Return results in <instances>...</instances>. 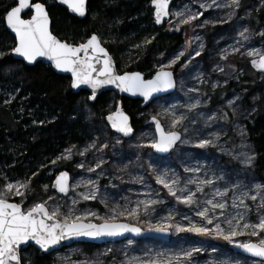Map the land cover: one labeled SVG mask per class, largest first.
<instances>
[{
  "label": "rangeland",
  "instance_id": "1",
  "mask_svg": "<svg viewBox=\"0 0 264 264\" xmlns=\"http://www.w3.org/2000/svg\"><path fill=\"white\" fill-rule=\"evenodd\" d=\"M212 0H176L173 2L170 13L177 10L190 9L193 13H203L198 20L192 21L190 24L179 25V30L176 28L178 23L175 16L169 15L168 20L163 24L160 29V34H180L181 42L176 50L167 51L163 48L151 53L152 67L158 70L162 64L169 63L172 59L183 52L184 55L180 57L175 65L176 88L175 91L167 96L159 97L153 100L147 107L145 114L147 117H153L159 111L161 106L177 105V115L184 113L189 119L184 121L187 126V133L183 131V127L179 130L182 133V138L186 136L193 142L203 137L212 139L213 133H219L221 139L218 141L226 151H234L239 153L246 151L240 145L242 143L251 145L246 136L239 134L240 129L244 128V121L248 118V112L255 109V101L264 93V91L256 90L248 95H244L231 82L237 83L240 78L246 77L247 66L252 59L247 56V52L255 47L264 51V38L256 35L260 31H264V23L259 22L257 25H250L249 19L251 14L264 9V0H253L249 6L240 8L234 15L232 9L229 7H217L212 5L207 10L200 7L201 3L211 4ZM229 0H217V4L225 5ZM140 21L138 28L132 32V39L124 45V49L118 53V58L121 63L131 59L137 55V48L140 52L145 51V40H154L156 36L155 31H151V27L155 28L154 20L145 18L139 13ZM243 17V19H241ZM145 18V19H143ZM205 20L210 23L204 24ZM111 26V23H109ZM249 29L250 40L244 41L239 37L238 32L244 28ZM116 28L105 26L99 29L98 35L102 41H110L116 39ZM154 37V39H153ZM160 37V36H159ZM158 37V38H159ZM123 39H120L122 41ZM119 41V42H120ZM131 44V45H129ZM141 45V47H136ZM203 45V48H201ZM234 48H239V52H234ZM201 53L196 56V52ZM225 56V59H221ZM182 60L181 64L179 62ZM125 61V62H124ZM187 67H184V65ZM173 65L171 69L175 66ZM247 65V66H246ZM250 67V66H249ZM223 68L221 72L219 69ZM257 80H264V74L257 73ZM216 85V87H213ZM195 89L189 92L188 89ZM220 91L219 97L221 99L215 105L210 104V96L206 92ZM13 91H7V98H11ZM239 96L237 101V113L233 116L232 109L228 107V101ZM200 101V107L192 112H187L186 105ZM226 110L231 119V137L233 143L228 144V129L220 121L221 111ZM253 113V112H252ZM215 115V120H208V117ZM138 117V116H137ZM195 120V123L192 121ZM163 126L167 129L169 119L162 120ZM98 142L96 148L87 152L84 156L78 154V150H83L93 140ZM121 140L120 144H116L115 138ZM155 137L152 125H145L139 127L134 131L132 137L123 139L114 132H108L105 128L101 131L95 132L90 139L82 144H69L62 151L55 156L56 159L65 149L76 146L73 149V156L70 160H60L57 164L53 165L52 161L47 163L49 165L45 175L53 172L54 176L61 170L60 162H70V184L69 193L67 196L56 194L51 189V183L48 184L47 192L44 190L43 185L46 180L44 178L41 184L43 191L42 196L38 202L48 200L49 196L55 197L54 200L48 201V207L51 209L57 205L61 207L63 213H67L69 208L72 207L73 200L78 201L75 205L74 211L76 214H83L85 212H94L97 217L110 218L112 216L111 209L119 206L118 211H123L125 208H137L139 205V216H117L115 221H124L134 224L142 229L149 228V225H156L158 223H171L173 226L180 225L187 228L191 223L203 225L207 228H212L216 223H221L222 227H227L225 218H231L238 212H243L240 207H232L234 196L240 195L241 191L249 189H236L229 191L225 197L215 196L216 189L224 191L226 187L231 188L237 181H242L243 184L249 185L262 184L254 171L244 168L237 160L232 159L229 155L224 154L218 148H213L214 152H210L209 148L198 149L192 147L191 144L184 145L178 144L169 155L164 157L157 156L151 148L136 147L137 144H147ZM108 143L109 147L98 151L104 143ZM253 148V147H252ZM139 156V159L137 157ZM52 159V160H54ZM104 161L100 168L95 172H88V167H95L100 161ZM225 160L231 161L228 165ZM83 162L84 169L79 168L77 165ZM152 165L150 168L149 165ZM185 167L196 168L199 167L198 173L185 172ZM167 170L169 176H175L180 180L178 188H183L188 180H194L197 183L200 180L213 179L215 183L211 186L201 185L203 192L196 193L197 203L191 206H186L179 203L177 199L168 194L167 189L162 185L156 183V175L160 172ZM225 173V179L221 180L218 177L221 172ZM5 175V176H4ZM143 178L142 180L140 178ZM17 180L26 181L23 178L9 177L6 172L3 174V188L6 182L15 183ZM93 180L96 181L98 187V194L95 200H83L82 196L78 193H88L90 188L78 187L72 190V186L78 182ZM197 183L187 184L190 191L195 192ZM31 189V187H30ZM186 194L179 193L178 195ZM254 194V193H251ZM20 197H10V201ZM214 199V202H223L226 204L225 210L217 209L215 215L220 217L219 220L213 221V224H206L205 221L196 215V211L209 207L205 200ZM142 200H157L162 201L152 205L147 211L144 206L139 204ZM26 201V200H25ZM23 201L25 210L33 204H27ZM35 202V203H38ZM34 203V204H35ZM239 202L237 201V204ZM252 211L246 214V221L251 223H258V212L264 213V209H258V201L254 203L251 200H245ZM211 215V212H210ZM171 216L172 219L167 218ZM86 222L100 223L104 219H98L89 216ZM243 223V222H242ZM170 237L168 242H162L157 239H124L117 242H107L96 245L94 247H86L80 243H74L66 246L60 250H55L50 253L53 264H147L151 260H164L168 257L172 258V264H261L260 260L251 257H245L233 251L230 246L242 242H258L259 237L238 236L234 238L232 244L222 238H216L213 235H197L193 232L181 231L177 232L175 227L169 228ZM193 248H201V252H194L191 261L180 260L177 261L175 257L183 252ZM25 262L29 261V256H24Z\"/></svg>",
  "mask_w": 264,
  "mask_h": 264
},
{
  "label": "snow or ice",
  "instance_id": "2",
  "mask_svg": "<svg viewBox=\"0 0 264 264\" xmlns=\"http://www.w3.org/2000/svg\"><path fill=\"white\" fill-rule=\"evenodd\" d=\"M61 5H66L68 10L79 17H84L87 12L86 4L87 0H58ZM170 0H151V4L154 8L155 23L160 24L163 17L170 14L175 16L178 26L176 30H179V25L190 24L194 20H198L203 13H193L190 9L177 10L175 12H169ZM212 5L217 7H229L232 9L231 17L241 6V0H229V3L225 5L217 4V0H212L211 4L201 3L200 7L207 10ZM28 11L30 14L29 19L23 18L22 14ZM243 19V17H241ZM4 21L7 29L11 30L15 35V46L11 49V54L22 58L28 65H33L38 61V58H43L51 62V67L61 73H70L71 89H79L81 86H86L91 90L90 95L87 97L88 101H95L97 98L98 90L112 86L121 93H128L131 96L142 97L144 102L147 103L157 93L168 92L175 87L173 79V72L168 70L177 63L181 56L184 55L180 52L178 56L172 59L167 64L159 66L155 75L151 79H145L141 72L132 71L118 74L116 70L115 61L109 51L103 46L106 41H102L101 37L96 33L91 34L83 42L70 43L68 41H62L53 35L50 31V17L43 3L35 2V0H16L13 6H10L9 10L4 15ZM204 24L210 23L205 20ZM249 29L244 28L238 32L239 37L244 41L250 40ZM256 35L264 38V31L258 32ZM154 39V37H153ZM152 40L146 39L145 44H150ZM136 47H141L137 45ZM203 48V45H201ZM234 52H239V48H234ZM247 56L251 57V65L257 71L264 73V51L259 48H251L247 53ZM6 53L0 52V58ZM199 51L196 52V56H200ZM225 56H221V59H225ZM184 67H187L185 64ZM221 72L223 68L219 69ZM6 72L12 71L11 68L5 70ZM216 87V85H213ZM195 89L189 88L188 91L192 92ZM14 99V97H13ZM240 99L239 96L228 101V107L232 109L233 116L236 115L238 108L233 107ZM5 103H11V100H6ZM200 101L186 105L187 112H192L199 108ZM177 105L161 106V111L152 117V123L155 125V137L147 144H137L138 148H151L155 153L165 154L171 152L179 142L180 144L188 145L198 149H206L209 147L218 148L221 152L229 155L232 159L241 163L244 168L252 169L255 167L257 160V153L251 145L242 143L240 147L247 149L236 153L234 151H226L218 141L221 139L219 133H213L212 139L199 138L195 142L184 136L179 130L183 127V131L186 134L188 129L184 125V121L189 117L181 113L177 115ZM85 110L88 111L89 118H91V111L85 104ZM256 110L253 108L248 115ZM169 119L168 128L166 129L162 120ZM223 118L227 120V113H224ZM76 119L75 116L72 117ZM216 116L212 115L208 117V120H215ZM106 120L111 129L120 134V136L128 137L132 134L133 129L129 123V117L121 110L117 105L114 112L107 115ZM53 121H48L52 123ZM196 121L193 120L192 123ZM34 123H37L34 121ZM41 126L45 124V121L38 122ZM239 134L246 136V131L241 128ZM98 137L93 140L91 144L85 147L83 150H78L80 156H84L87 152L96 148ZM116 144H120L121 140L115 138ZM108 143H104L98 151H102L104 148H108ZM76 146L73 145L70 148L65 149L64 153L52 160V164H57L60 160H70L73 156V149ZM139 159V156L137 157ZM104 161H100L96 166L88 167V172H95L97 168L101 167ZM79 168L84 169L83 162L77 165ZM43 167V166H42ZM149 167L152 165L150 163ZM184 171L198 173L199 167L191 168L185 167ZM39 173L33 172L26 181L17 180L15 183L6 182L2 189H0V264H26L24 257L21 255L22 246L28 245L29 242H34L41 252H48L53 246L60 244L62 240L70 239L72 237H89L98 238L102 236L115 237L120 236L125 232H131L139 234L141 229L138 227H131L128 224L115 223L116 217L119 216H139V205L137 208L118 211L119 206L111 209L112 216L110 218L97 217L94 212H85L83 214H76L74 211L75 205L78 201L73 200L72 207L69 208L67 213L61 211L59 205L49 208L48 201L54 200L55 197L49 196L48 200L38 202L28 207L26 210L23 207V201L27 199L29 192L31 191L30 185L32 179ZM219 179H225V173L221 172ZM143 179L142 177L140 178ZM69 175L67 172H60L56 176L51 187L56 192L67 195L69 192ZM156 183L162 185L167 189L168 194L175 197L179 203L186 206H191L193 203H197L195 197L197 192H203L201 185L211 186L215 183L213 179L200 180L198 183L194 180H188L183 188H178L180 180L173 174L169 176L167 170L160 172L156 175ZM197 183L196 191L192 192L188 189L187 184ZM90 188L88 193H78L82 196L83 200H95L98 194V187L96 181L87 180L78 182L72 186V190L78 187ZM44 190L47 192L49 185H43ZM249 189L247 191L242 190L240 195L234 196L232 207H240L243 212H238L231 218H225L227 227H222L221 223H216L214 227L207 228L203 225H197L194 223L189 224L187 228L180 225L173 226L171 223H158L156 225H149V228H155L159 232H167L169 228L175 227L177 232L188 231L197 235H213L216 238H222L228 243L232 244L234 238L238 236L259 237L258 242H242L236 244L237 248L243 249L244 252L250 254L253 257H258L261 260V264H264V213L258 212V223L247 222L246 214L251 212V207L245 203V200H251L254 203L257 201L258 209H264V184H253L250 188L249 185L243 184L242 181L237 180L231 188L226 187L224 191L216 189L215 196L225 197L229 191H235L236 189ZM179 193H186L178 195ZM254 193V194H251ZM10 197H20L21 202H10ZM237 201L239 202L237 204ZM162 201L157 200H142L139 204L144 206L147 211L152 205H155ZM205 203L209 206L202 210L196 211L201 220L206 224H213L214 219L219 220L220 217L215 215L217 209L225 210L226 204L223 202H214V199L205 200ZM211 212V215H210ZM95 217L98 219H104L103 223H85L84 221L88 217ZM171 220L172 217L167 218ZM243 222V223H242ZM201 248H193L185 251L180 255H177L175 259L177 261L185 260L191 261V257L194 252H201ZM27 264H32V261H27ZM147 264H172V258L168 257L164 260H151Z\"/></svg>",
  "mask_w": 264,
  "mask_h": 264
},
{
  "label": "trees",
  "instance_id": "3",
  "mask_svg": "<svg viewBox=\"0 0 264 264\" xmlns=\"http://www.w3.org/2000/svg\"><path fill=\"white\" fill-rule=\"evenodd\" d=\"M38 1L46 6L49 13L51 32L62 41L80 43L93 33L98 35L101 27L107 25L116 28V39L107 41L103 46L112 55L118 73L139 71L150 77L156 71L152 67L151 53L160 48L174 51L181 42L180 34H160L159 28L151 27L152 32H157V37L145 46L143 53L137 48L136 56L121 63L118 52L125 48L124 45L132 39V32L138 28V22L141 20L139 13L151 19V0H88L87 12L83 19L72 16L53 0ZM251 1L253 0H241L242 8L249 6ZM15 3L16 0H0V52L6 53L0 58V188L4 172L9 177L24 180L33 172H38L30 185L31 191L24 204L27 206L40 200L44 178L47 179L45 184L51 183L53 172L45 175L49 168L47 163L51 162L63 148L69 144L84 143L95 132L101 131L102 127L111 132L105 123V116L118 102L130 116L134 131L148 124V117L145 114L147 107L142 108L138 100L119 98L111 92H103L95 101H88L89 94L86 91L73 93L70 79L57 75L49 65L37 62L33 66H26L14 59L11 56V49L15 41L5 28L4 15ZM23 16L28 17L29 13ZM249 22L250 25L264 23V9L251 14ZM181 62L182 60L179 64ZM176 67L177 65L171 69L174 74ZM8 68L12 71L6 72ZM246 74V77L240 78L237 83L230 84L244 95L256 90L264 91V80H257V73L249 66ZM8 90L13 91L11 98L6 96ZM205 94L210 96L212 106L221 101L220 91ZM6 100H11V103H5ZM85 104L91 111V118L85 110ZM254 104L256 111L244 121L247 140L258 154L255 167L249 170L254 171L259 181L264 184V93ZM224 113H227V120L223 118ZM73 116L76 117L75 120L72 119ZM50 120L53 122L48 123ZM39 121H45V124L41 126ZM220 121L228 129V144L231 145L234 141L230 133L233 120L226 110L221 111ZM209 149L210 152H214V149ZM225 163L230 165L231 161L225 160ZM60 168L69 173L72 171L70 162H60ZM83 245L96 246L87 243ZM21 255L29 256L32 264L53 263L50 255H39L31 246L22 251Z\"/></svg>",
  "mask_w": 264,
  "mask_h": 264
},
{
  "label": "water",
  "instance_id": "4",
  "mask_svg": "<svg viewBox=\"0 0 264 264\" xmlns=\"http://www.w3.org/2000/svg\"><path fill=\"white\" fill-rule=\"evenodd\" d=\"M53 1L56 2L57 4H59V5H60L61 7H63L64 9H66V10L69 12V14H71L72 16H74V17H76V18H78V19H83V18L85 17V16H84V17H79V16H77L76 14L70 12V11L68 10L67 6H66V5H61V4L58 2V0H53ZM87 1H88V0H87ZM175 1H176V0H170V3H169V12H170V9H171V7H172L173 2H175ZM35 2L41 3V2L38 1V0H35ZM86 6H87V4H86ZM45 7H46V6H45ZM150 8L152 9V18H153V20H154V25H155V27H156V28H162V27H163V24L168 20L169 16L163 17L161 23H160V24H156V23H155L154 8H153V6H152V4H151V1H150ZM46 10H47V9H46ZM27 12H28V11L26 10L25 13H27ZM25 13H24V14H25ZM24 14H22V16H23ZM49 17H50V16H49ZM23 18H25V19H29V18H30V14H29L28 17H24V16H23ZM4 24H5V28L7 29V26H6L5 21H4ZM7 31L13 36L14 41H15V35H14V33H12L11 30H9V29H7ZM50 31H51V19H50ZM53 35H54V34H53ZM57 38H58V37H57ZM14 46H15V44H14ZM11 56H12L14 59H16V60L21 61V62H22L23 64H25L26 66H33V65H35L37 62H43V63L49 65L50 68L52 69V71L55 72L57 75L66 76V77H68V78L70 79V81H71V75H70V73H61V72L56 71L54 68L51 67V62H49V61H47V60H45V59H43V58H38V61H37L35 64H33V65H28V64H26V62H24V61L22 60V58L16 57V56H14V55H12V54H11ZM249 66H250V68H251L253 71H255L256 73H258V74H264V73H261V72L257 71L256 69H254V68L252 67V65H251V60L249 61ZM168 70L172 71L171 69H168ZM156 71H157V70H156ZM156 71H155V72H156ZM124 72H132V71H124ZM124 72H122V73H118V72H117V73H118V74H123ZM155 72H154L150 77H145V75H144L142 72H141V73H142V75L144 76L145 79H151V78L155 75ZM172 72H173V71H172ZM173 79H174V82H175V87H174V88L170 89L168 92L157 93V94L154 95V96H153V97H152L147 103L144 102V100H143L142 97H139V96H135V97H134V96L129 95L128 93H121V92H119L117 89L113 88L112 86H106V87H103V88L99 89V90H98V93H97V97H98V95H100V94L103 93V92H111V93H113L115 96H117V97H119V98H122V97H123V98H128V99H131V100H141V107L144 108V107H146L147 105H149V104H150L153 100H155L156 98H158V97H163V96H167V95L173 93V92L175 91V88H176V79H175V74H174V72H173ZM71 90H72L73 93H77V92L83 90V91H86L89 95H90V92H91V90L88 89L86 86H81V88H79V89H75V90H74V89H71ZM117 105H119V107L121 108V110H122V111H123L128 117H129V123H130V125H131V127H132V129H133V132H132V134H131L130 136H128V137L120 136V134L114 132V131L111 129L110 125L108 124L107 120H106L107 115H109L111 112H114L115 109H116V107H117ZM111 112H109V113L105 116V123H106L107 127H108L112 132L116 133L117 135H119V136L122 137L123 139H129L130 137H132V135H133V133H134V128H133V126H132L130 116L124 111V109L122 108L121 103L118 102V103L116 104L115 108H114ZM148 123H150V124L153 126V130H154V133H155V125L152 123V117H150V118L148 119ZM151 150H152V149H151ZM152 151H153V150H152ZM153 152H154V151H153ZM154 153H155V152H154ZM169 153H170V152H169ZM169 153H165V154L155 153V154H156L157 156H159V157H164V156H167ZM60 172H67V173H68V175H69V181H68V183L70 184V173H69L68 171L64 170V169L60 170V171L54 176V178H53V180H52V183L54 182L56 176L59 175ZM52 183H51V185H52ZM51 189H52L53 191H55L54 188L51 187ZM55 192H56V191H55ZM68 193H69V192H68ZM56 194H58V195H62V196H67V195H68V194H67V195H64V194H61V193H59V192H56ZM10 202H14V201H10ZM84 222H85V223H89V222H86V221H84ZM114 222H115V223L128 224V225L131 226V227H138V226H136V225H134V224H130V223H127V222H124V221H114ZM100 223H103V222H100ZM100 223H95V224H100ZM138 228H140V227H138ZM140 229H141V231H140V233H139L138 235H137V234H134V233H131V232H125V233H123V234L120 235V236H115V237L102 236V237H98V238H95V239H93V238H89V237H72V238H70V239L62 240V241L60 242V244L53 246V247H52L51 249H49V251L46 252V253H45V252H41V251L38 249V246H36V245L34 244V242H29L28 245L22 246V248H23V251H24L26 248H28L29 246H31V247H33V248L38 252L39 255H50V253H52L53 251H55V250H60V249H62V248H64V247L69 246V245H72V244H74V243H80V244L87 243V244L99 245V244H102V243H107V242H117V241H121V240H124V239H130V238H131V239H134V240H142V239H157V240H160V241H162V242H167V241H169V237H170V230H169V229H168L167 232H159V231H156L155 228H153V229H142V228H140ZM230 248H231L233 251L239 253V254L242 255V256H245V257H251V258H253V259L260 260V258H258V257H253V256H251L250 254L244 252L243 249L237 248V247H236V244L231 245ZM260 261H261V260H260ZM52 264H53V263H52Z\"/></svg>",
  "mask_w": 264,
  "mask_h": 264
},
{
  "label": "flooded vegetation",
  "instance_id": "5",
  "mask_svg": "<svg viewBox=\"0 0 264 264\" xmlns=\"http://www.w3.org/2000/svg\"><path fill=\"white\" fill-rule=\"evenodd\" d=\"M146 77V76H145ZM175 79H176V77H175ZM164 97V96H163ZM123 98V97H122ZM159 98V97H158ZM126 99H128V98H126ZM157 99V98H156ZM139 102H140V106H141V100H138ZM150 105V104H149ZM149 105H147L146 107H148ZM146 107H144V108H146ZM143 108V107H142ZM150 118V117H149ZM148 118V119H149ZM149 125H151L150 123H148ZM148 124H146V125H148Z\"/></svg>",
  "mask_w": 264,
  "mask_h": 264
},
{
  "label": "bare ground",
  "instance_id": "6",
  "mask_svg": "<svg viewBox=\"0 0 264 264\" xmlns=\"http://www.w3.org/2000/svg\"><path fill=\"white\" fill-rule=\"evenodd\" d=\"M178 143H179V142H178ZM178 143H177V144H178ZM168 155H169V154H168ZM167 242H168V241H167Z\"/></svg>",
  "mask_w": 264,
  "mask_h": 264
}]
</instances>
